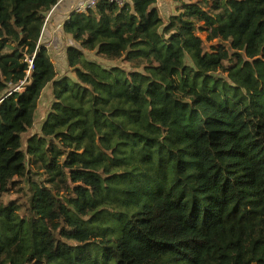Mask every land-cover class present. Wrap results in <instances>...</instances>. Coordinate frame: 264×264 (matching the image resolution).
I'll use <instances>...</instances> for the list:
<instances>
[{
    "label": "trees",
    "instance_id": "obj_1",
    "mask_svg": "<svg viewBox=\"0 0 264 264\" xmlns=\"http://www.w3.org/2000/svg\"><path fill=\"white\" fill-rule=\"evenodd\" d=\"M61 1L0 0V264H264V0H104L59 76Z\"/></svg>",
    "mask_w": 264,
    "mask_h": 264
},
{
    "label": "rangeland",
    "instance_id": "obj_2",
    "mask_svg": "<svg viewBox=\"0 0 264 264\" xmlns=\"http://www.w3.org/2000/svg\"><path fill=\"white\" fill-rule=\"evenodd\" d=\"M159 8L161 15L168 19L169 15L175 12V4L171 2V0H159ZM204 38L206 37V34L202 35ZM44 44L48 45L50 47L51 51V58L53 60V63L55 64L59 76L63 75H71L70 70H66L67 67V61H66V54L64 55V52L66 48L69 46L75 45L77 46L70 38L64 35V33L61 32L59 23H54L51 26V36L48 38V40H45L43 38ZM218 46V44H216ZM86 57L90 61H95L98 64H101L107 68L112 67L111 63H107L102 61L100 58H97L95 53L91 52H85ZM51 99H52V87L46 93L44 94L42 100L39 103V107L36 114V122L31 130L32 134H38L42 124L47 118V115L49 114L50 106H51ZM29 132L28 136L30 137L32 134Z\"/></svg>",
    "mask_w": 264,
    "mask_h": 264
},
{
    "label": "crops",
    "instance_id": "obj_3",
    "mask_svg": "<svg viewBox=\"0 0 264 264\" xmlns=\"http://www.w3.org/2000/svg\"><path fill=\"white\" fill-rule=\"evenodd\" d=\"M86 0H62L51 12V17L47 21L45 28L43 31L42 38H45V40H48L51 36V26L54 23H59L61 32L63 33V26L64 22L71 17V14L75 12L76 6L82 2L84 3ZM76 13V12H75ZM48 47V50L50 51V47ZM51 54V51H50ZM66 54V50L64 52V55Z\"/></svg>",
    "mask_w": 264,
    "mask_h": 264
},
{
    "label": "built area",
    "instance_id": "obj_4",
    "mask_svg": "<svg viewBox=\"0 0 264 264\" xmlns=\"http://www.w3.org/2000/svg\"><path fill=\"white\" fill-rule=\"evenodd\" d=\"M102 1H104V0H86L84 3L80 2L76 6L75 12L78 14H84L88 10L94 9ZM108 1L110 2V4L116 5L119 8H123V7H125L128 0H108ZM50 16H51V14H50ZM48 20H49V18H48ZM20 90L23 91L24 89H20Z\"/></svg>",
    "mask_w": 264,
    "mask_h": 264
},
{
    "label": "clouds",
    "instance_id": "obj_5",
    "mask_svg": "<svg viewBox=\"0 0 264 264\" xmlns=\"http://www.w3.org/2000/svg\"><path fill=\"white\" fill-rule=\"evenodd\" d=\"M50 16V15H49ZM51 17V16H50ZM50 17H48V18H50ZM48 20V19H47ZM47 23V22H46Z\"/></svg>",
    "mask_w": 264,
    "mask_h": 264
}]
</instances>
